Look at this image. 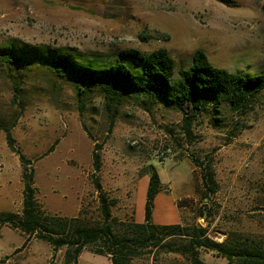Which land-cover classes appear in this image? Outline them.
<instances>
[{"label": "rangeland", "instance_id": "1", "mask_svg": "<svg viewBox=\"0 0 264 264\" xmlns=\"http://www.w3.org/2000/svg\"><path fill=\"white\" fill-rule=\"evenodd\" d=\"M258 0H0V211L20 213L22 168L5 142L30 160L33 197L42 213L102 223L95 181L111 206L115 233L143 215L151 165L158 183L151 200L157 223H199L206 234L264 247V87L244 108L225 102L202 107L183 125L182 112L142 94L114 102L97 86L58 76L42 61L66 54L77 63L105 64L119 48L165 47L179 66L201 49L215 66L246 76L264 68V13ZM144 30L143 36L139 33ZM89 59V60H88ZM116 106L113 109V106ZM92 152L99 157L92 164ZM210 171L206 193L202 173ZM205 198V200H204ZM133 211V212H132ZM232 239V238H231ZM84 244L53 247L8 223L0 224V264H111ZM207 264H224L210 251ZM126 264H191L175 251L151 246Z\"/></svg>", "mask_w": 264, "mask_h": 264}, {"label": "trees", "instance_id": "2", "mask_svg": "<svg viewBox=\"0 0 264 264\" xmlns=\"http://www.w3.org/2000/svg\"><path fill=\"white\" fill-rule=\"evenodd\" d=\"M227 2V0H220ZM264 13V1L260 5ZM144 30L139 33L143 36ZM0 58L20 61L11 50H5ZM89 60V59H88ZM58 76L70 77L85 85L97 86L104 96L116 102L123 94L143 96L168 104L182 112L183 125L188 128L197 112L208 104L225 102L231 109L248 105L252 95L264 87V68L258 74L246 76L236 71L215 66L209 62L201 49H194L188 66L177 68L178 76L170 80L174 60L165 47L158 46L149 51L135 47L119 48L112 61L105 64L77 63L66 54L42 57ZM116 106H113L115 109ZM7 147L17 154L22 168V189L20 213L0 211V224L8 223L29 235H35L57 248L66 249L64 257H76L84 244L99 241L101 247L94 249L100 254H109L111 264H126L128 256L143 248L159 247L175 251L188 258L191 264H207L199 258V252L210 251L225 259L224 264H264V247L248 245L244 240L225 237L220 241L206 234V228L199 223L183 225L179 222L157 224L151 221V200L157 190L158 176L151 165L143 206V221L119 222L124 225L121 233H115L110 213L115 198L107 197L98 181H95L102 223L86 225L73 222L72 217L63 218L42 213L33 197L32 169L30 160L13 144L9 130L4 128ZM92 164L98 167L99 157L92 152ZM202 184L206 193L212 191L214 183L211 172L204 170ZM232 238V239H231Z\"/></svg>", "mask_w": 264, "mask_h": 264}, {"label": "crops", "instance_id": "3", "mask_svg": "<svg viewBox=\"0 0 264 264\" xmlns=\"http://www.w3.org/2000/svg\"><path fill=\"white\" fill-rule=\"evenodd\" d=\"M264 0H258L257 2H258V5H259V7H260V5H261V3L263 2ZM103 186L101 185V188H102ZM103 189V188H102ZM116 199V198H115ZM113 205V204H112ZM111 205V206H112ZM111 206H110V213L112 214V210H111ZM133 212V211H132ZM127 216H130L131 217V219L133 220V221H136V222H141V221H143V215H142V217L141 216H138V217H135L132 213L130 214H127ZM151 221L152 222H154V223H157V222H155V221H153L152 220V217H151ZM179 221V217H178V219L177 220H175V222H178ZM157 224H163V223H157Z\"/></svg>", "mask_w": 264, "mask_h": 264}, {"label": "water", "instance_id": "4", "mask_svg": "<svg viewBox=\"0 0 264 264\" xmlns=\"http://www.w3.org/2000/svg\"><path fill=\"white\" fill-rule=\"evenodd\" d=\"M204 200H205V198H204Z\"/></svg>", "mask_w": 264, "mask_h": 264}]
</instances>
